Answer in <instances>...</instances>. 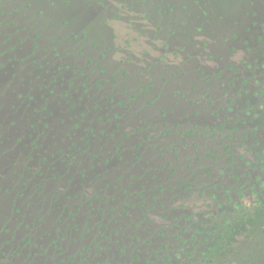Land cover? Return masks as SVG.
<instances>
[{"label":"rangeland","instance_id":"obj_1","mask_svg":"<svg viewBox=\"0 0 264 264\" xmlns=\"http://www.w3.org/2000/svg\"><path fill=\"white\" fill-rule=\"evenodd\" d=\"M0 264H264V0H0Z\"/></svg>","mask_w":264,"mask_h":264}]
</instances>
